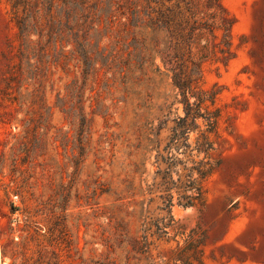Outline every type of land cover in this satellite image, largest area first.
Wrapping results in <instances>:
<instances>
[{"label":"rangeland","instance_id":"1","mask_svg":"<svg viewBox=\"0 0 264 264\" xmlns=\"http://www.w3.org/2000/svg\"><path fill=\"white\" fill-rule=\"evenodd\" d=\"M222 2L235 20V57L202 65L201 88L217 93L201 111L217 116L209 130L204 118L178 120L185 111L170 80L149 86L138 76L123 111L94 116L92 95L110 77L85 79L72 46L46 47L37 36L23 46L0 0V80H28L14 84L19 97L37 75L42 90L34 102L0 95V264H109L92 238L109 222L112 191L155 184L157 196L171 189L172 215L199 235L204 264H264V0ZM103 92L106 107L120 96ZM190 174L202 182L203 200L184 208L177 189ZM143 199L138 191L130 201ZM177 242L156 241L153 253ZM129 264L148 262L130 255Z\"/></svg>","mask_w":264,"mask_h":264},{"label":"trees","instance_id":"2","mask_svg":"<svg viewBox=\"0 0 264 264\" xmlns=\"http://www.w3.org/2000/svg\"><path fill=\"white\" fill-rule=\"evenodd\" d=\"M6 2L11 7L10 22L17 28L16 34L23 46L29 47L33 43L32 36H37V43L44 42L46 47L58 43L63 48L72 46L73 53L78 55L83 65L85 79L91 73L95 79L101 73L110 77L104 82L103 91L107 90L111 96L113 88L120 96L106 107L102 99L104 92L93 94L91 106L94 116L104 114L108 117L120 109L123 111L119 103L126 104V93L133 78L138 76L146 78L149 86L171 81L176 102L184 106L185 117H178L184 126L189 121L204 118L209 130L217 128L216 115H201L207 102L215 103L217 93L203 90L200 84L201 68L206 61L227 64L235 57L232 39L235 20L222 0ZM166 2L171 6H166ZM24 82L28 80L16 76L3 77L0 80L2 100L34 102L42 92L40 77L32 78V92L22 95L17 89V97L14 84ZM191 99L195 102L191 103ZM209 172H202L201 178ZM179 181L185 186L177 189L178 205L188 208L202 202L200 179L190 174L186 182H182L181 177ZM157 190L155 184L148 189L130 186L112 191L114 200L109 210V222L106 227L100 226L101 237H97L99 230L96 229V236L92 238V245L97 244L98 238L102 241L111 258L109 264H129L130 255L139 262L145 259L148 264H204L199 235L194 231L187 234L172 215L171 189L160 191L159 196L155 195ZM138 191L144 199L130 201ZM158 199L164 206L154 208ZM163 212L165 214L162 215ZM98 217L97 213L92 214V218ZM178 237L183 244L177 242L175 248L153 253L156 241H176ZM118 255H125V259L120 260Z\"/></svg>","mask_w":264,"mask_h":264}]
</instances>
